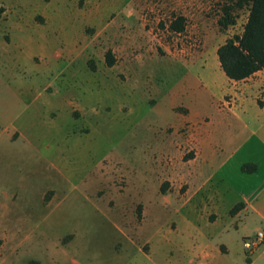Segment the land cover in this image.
<instances>
[{
    "label": "rangeland",
    "instance_id": "374dc122",
    "mask_svg": "<svg viewBox=\"0 0 264 264\" xmlns=\"http://www.w3.org/2000/svg\"><path fill=\"white\" fill-rule=\"evenodd\" d=\"M237 3L0 0V264H264L229 213L264 175V115L221 95Z\"/></svg>",
    "mask_w": 264,
    "mask_h": 264
},
{
    "label": "trees",
    "instance_id": "16d2710c",
    "mask_svg": "<svg viewBox=\"0 0 264 264\" xmlns=\"http://www.w3.org/2000/svg\"><path fill=\"white\" fill-rule=\"evenodd\" d=\"M243 3H249V13L243 32L227 39L216 51L224 76L235 82L246 80L258 71H264V0H238V7H242ZM231 10L233 8L230 6L223 8V17L219 21L221 27L233 24ZM169 29L171 32L181 33L184 30V18H175ZM106 60L108 65L113 64L109 53ZM241 171L252 174L256 171V166L242 165ZM242 206V203L236 204L230 210V215L235 216Z\"/></svg>",
    "mask_w": 264,
    "mask_h": 264
},
{
    "label": "crops",
    "instance_id": "0c3cea01",
    "mask_svg": "<svg viewBox=\"0 0 264 264\" xmlns=\"http://www.w3.org/2000/svg\"><path fill=\"white\" fill-rule=\"evenodd\" d=\"M226 84H228L227 89L221 91V95L227 97L228 103L232 105V108L235 106L240 108V106H243L241 104L250 101L258 107L259 113L264 115V71H258L243 81L235 82L227 79ZM236 84L239 86L235 87L234 85ZM257 98H261L260 103L257 102ZM237 115L235 112L231 113L233 119L240 122L241 119ZM241 167L242 165L240 170ZM257 171L256 166V171L247 175L256 174ZM241 173L243 172L241 171ZM239 203H242L243 206L233 217L240 220L241 223L247 221L251 224L255 223L257 225L255 234L258 231L264 233V175L259 179V183L254 189L242 192Z\"/></svg>",
    "mask_w": 264,
    "mask_h": 264
},
{
    "label": "built area",
    "instance_id": "2783aa9c",
    "mask_svg": "<svg viewBox=\"0 0 264 264\" xmlns=\"http://www.w3.org/2000/svg\"><path fill=\"white\" fill-rule=\"evenodd\" d=\"M261 246H264V233L262 231H258L255 234V237L250 239L247 238L243 242V247L246 250H252V249H257Z\"/></svg>",
    "mask_w": 264,
    "mask_h": 264
}]
</instances>
